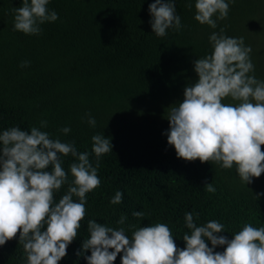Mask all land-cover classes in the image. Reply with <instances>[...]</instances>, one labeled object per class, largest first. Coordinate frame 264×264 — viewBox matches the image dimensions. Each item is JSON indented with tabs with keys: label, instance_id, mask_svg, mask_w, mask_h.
<instances>
[{
	"label": "trees",
	"instance_id": "16d2710c",
	"mask_svg": "<svg viewBox=\"0 0 264 264\" xmlns=\"http://www.w3.org/2000/svg\"><path fill=\"white\" fill-rule=\"evenodd\" d=\"M153 2L50 0L47 7L58 19L41 25L39 35H25L13 30L12 10L22 0H0V132L12 126L39 128L47 121L42 131L61 142L74 141L93 166L92 136L103 134L113 145L112 152L100 157L101 184L86 194V216L58 264H87L91 252L82 243L90 235L89 220L124 227L129 237L135 230L129 225L164 223L180 249L186 246L182 236L191 233L184 221L187 212L198 226L210 220L223 223L225 231L218 235L229 240L245 223L264 227V173L244 184L235 166L223 169L178 158L166 135L168 108L183 102L185 87L198 79L194 61L213 51V32L224 29L226 36L243 37L255 66L249 75L264 80V0H234L215 29L194 19L196 0H174L183 27L169 29L166 37H157L149 23ZM23 61L29 65L21 67ZM223 102L238 103L231 98ZM86 114L95 118V127ZM64 127L71 129L67 135L60 131ZM61 160L68 183L54 194L55 202L66 194L74 179L69 166L77 162L70 154ZM207 183L215 193L205 190ZM117 191L123 192V200L113 205L110 199ZM135 211L145 216L138 219ZM122 214L127 217L124 225L117 223ZM121 256L114 264H121ZM0 264H27L19 233L0 246Z\"/></svg>",
	"mask_w": 264,
	"mask_h": 264
},
{
	"label": "clouds",
	"instance_id": "9594fccd",
	"mask_svg": "<svg viewBox=\"0 0 264 264\" xmlns=\"http://www.w3.org/2000/svg\"><path fill=\"white\" fill-rule=\"evenodd\" d=\"M49 2L22 0V6L12 10L13 30L25 35L41 34V25L58 19L57 12L47 7ZM231 2L234 0H196L194 19L215 29L217 20L227 18ZM148 10L157 37H166L169 29L178 32L183 27L174 0H154ZM224 31L209 36L213 51L194 61L198 79L185 87L183 102L168 108L167 143L174 147L178 158L186 161L199 159L223 169L235 166L240 180L251 184L253 178L264 173V80L249 75L255 66L250 57L252 49L245 46L244 38L226 36ZM28 65V61L21 62V67ZM225 98L238 103H224ZM86 115L88 124L95 127V118ZM45 127L47 121H41L39 128L22 130L12 126L0 132V246L19 233L27 264H58L67 255L86 216V194L101 184L97 174L100 157L113 148L110 137L93 135L92 151L97 158L93 166L89 154L78 152L74 141L53 139L41 130ZM60 131L67 135L71 129ZM69 154L77 161L69 166L74 179L66 194L55 202L54 194L68 183L61 155ZM204 188L209 193L216 191L212 183ZM122 200L123 192L117 191L110 203L116 205ZM133 216L141 219L145 213L135 211ZM126 219L122 214L117 223L124 225ZM184 221L191 233L182 236L186 246L180 249L164 223L129 225L135 229L129 237L124 227L89 220L90 235L82 243V249L91 252L85 257L87 264H114L120 253L121 264H264V227L245 223L229 240L218 235L225 231V225L217 220L198 226L193 213L187 212ZM217 246L226 247L218 252L214 251Z\"/></svg>",
	"mask_w": 264,
	"mask_h": 264
}]
</instances>
